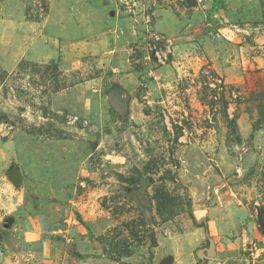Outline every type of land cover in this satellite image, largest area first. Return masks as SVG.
<instances>
[{
    "label": "rangeland",
    "instance_id": "obj_1",
    "mask_svg": "<svg viewBox=\"0 0 264 264\" xmlns=\"http://www.w3.org/2000/svg\"><path fill=\"white\" fill-rule=\"evenodd\" d=\"M259 218L264 0H0V264H264Z\"/></svg>",
    "mask_w": 264,
    "mask_h": 264
},
{
    "label": "trees",
    "instance_id": "obj_2",
    "mask_svg": "<svg viewBox=\"0 0 264 264\" xmlns=\"http://www.w3.org/2000/svg\"><path fill=\"white\" fill-rule=\"evenodd\" d=\"M157 202H158V211L160 215L164 218L163 219H169L168 216H170L175 208L176 204L174 203V199L167 193H164L162 190H157L156 195H155ZM170 212V213H169ZM169 213V215H168ZM191 217L195 222H198L197 219L195 218V215L193 214L192 211H190Z\"/></svg>",
    "mask_w": 264,
    "mask_h": 264
},
{
    "label": "water",
    "instance_id": "obj_3",
    "mask_svg": "<svg viewBox=\"0 0 264 264\" xmlns=\"http://www.w3.org/2000/svg\"><path fill=\"white\" fill-rule=\"evenodd\" d=\"M259 223H260L261 228L264 230V219L259 218ZM215 248H216V244H215L214 240L212 238H209V246L206 248H202V249L198 250L197 256L199 258H205V257L212 258L216 255ZM166 263H167V261H164L160 264H166Z\"/></svg>",
    "mask_w": 264,
    "mask_h": 264
},
{
    "label": "crops",
    "instance_id": "obj_4",
    "mask_svg": "<svg viewBox=\"0 0 264 264\" xmlns=\"http://www.w3.org/2000/svg\"><path fill=\"white\" fill-rule=\"evenodd\" d=\"M198 217V216H197ZM207 234V233H206ZM206 237L208 238V240H209V238H211V237H209V235H206ZM213 239V238H212ZM214 240V239H213ZM214 242H215V240H214ZM215 244H216V248H215V253H217V248H218V245H217V242H215ZM203 248H205V247H203ZM200 249H202V248H200ZM200 249H198V250H200ZM185 250H187V249H185ZM198 252V251H197ZM198 257V256H197ZM171 260V259H170ZM168 262V261H167ZM167 264V263H166Z\"/></svg>",
    "mask_w": 264,
    "mask_h": 264
}]
</instances>
